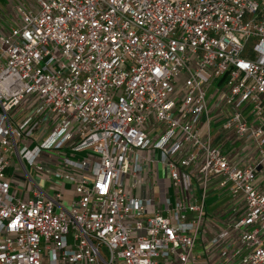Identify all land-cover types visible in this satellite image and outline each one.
Wrapping results in <instances>:
<instances>
[{
	"label": "built area",
	"instance_id": "built-area-1",
	"mask_svg": "<svg viewBox=\"0 0 264 264\" xmlns=\"http://www.w3.org/2000/svg\"><path fill=\"white\" fill-rule=\"evenodd\" d=\"M22 1L0 264H264V0Z\"/></svg>",
	"mask_w": 264,
	"mask_h": 264
},
{
	"label": "rangeland",
	"instance_id": "rangeland-1",
	"mask_svg": "<svg viewBox=\"0 0 264 264\" xmlns=\"http://www.w3.org/2000/svg\"><path fill=\"white\" fill-rule=\"evenodd\" d=\"M8 1H9V4L11 5V4H18V3H20L22 0H8ZM22 2H23V1H22ZM6 12H7V9H6V7H4L2 1L0 0V13H6ZM16 163H17V162H16ZM16 163H14V164H16ZM14 166H15V165H14ZM263 180H264V175L261 176V179H259V180L257 181V183H261ZM214 201H215V198H214V197L208 198V199L206 200V206L212 204V202H214ZM219 205H220V204L213 205L212 207L207 208V211H208V212H213L214 210H217V209L219 208Z\"/></svg>",
	"mask_w": 264,
	"mask_h": 264
},
{
	"label": "crops",
	"instance_id": "crops-1",
	"mask_svg": "<svg viewBox=\"0 0 264 264\" xmlns=\"http://www.w3.org/2000/svg\"><path fill=\"white\" fill-rule=\"evenodd\" d=\"M1 1H2L4 7H6V9H9L8 0H1ZM0 14L2 15L3 13H0ZM226 148H227V147H226ZM259 179H261V177H260ZM259 179H258V180H259ZM214 198H215V197H214Z\"/></svg>",
	"mask_w": 264,
	"mask_h": 264
}]
</instances>
